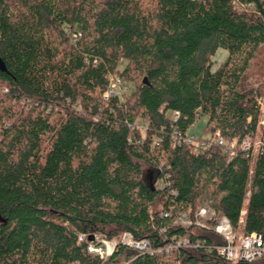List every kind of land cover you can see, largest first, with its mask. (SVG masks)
Here are the masks:
<instances>
[{
  "label": "trees",
  "instance_id": "trees-1",
  "mask_svg": "<svg viewBox=\"0 0 264 264\" xmlns=\"http://www.w3.org/2000/svg\"><path fill=\"white\" fill-rule=\"evenodd\" d=\"M263 45L264 0H0V264H232L175 220L211 205L264 235V150L241 149L264 141L262 94L241 91ZM113 78L133 92L105 100ZM127 232L163 251L88 252Z\"/></svg>",
  "mask_w": 264,
  "mask_h": 264
},
{
  "label": "built area",
  "instance_id": "built-area-1",
  "mask_svg": "<svg viewBox=\"0 0 264 264\" xmlns=\"http://www.w3.org/2000/svg\"><path fill=\"white\" fill-rule=\"evenodd\" d=\"M238 10H254V6L251 4H236ZM81 33L73 34V40L77 41L81 38ZM116 95H123L122 91V81L118 78H113L111 81V85L107 93L105 94V100H109L111 97ZM260 106L262 103L258 100ZM171 119L173 121H177L180 114L179 112H173L170 114ZM264 124V121H263ZM142 130H145L144 126H140ZM159 138H154L153 147L160 143ZM185 142L188 144H194L195 135H189ZM212 142H216L217 144L224 146L226 152H231L234 150L237 142H226L220 135V132L216 133L215 138ZM205 145V144H201ZM203 147V146H201ZM251 148L254 149L252 163L256 161V156L259 151L264 150V141L259 139L253 142L251 139H245L241 143V149L244 151H249ZM167 179L162 181H158L156 184L158 187L163 188ZM250 192L248 193V197ZM244 212L242 216H244ZM243 222V217L241 219ZM175 224L183 225L186 227H190L192 224H195L197 227L207 230H213L219 236L224 239V244L218 245L215 247L217 253L226 261L232 264L238 263H255L264 260V235L260 233H252L249 235H239L237 231L232 227L229 219L226 216L218 213L214 207L211 205H203L201 206L194 219H191L187 213L180 214L176 220ZM79 242H83L87 237L80 233H76ZM93 240L88 243V252L92 255L98 256L101 260L107 261L111 256H113L118 245L126 246L130 249L137 251L140 254H149L154 255L156 253H161L163 250H155L152 248V245L147 239H136L131 233H124L120 239L108 240L102 234H93ZM182 243H187L186 240ZM181 243L176 247H180ZM175 246H167L165 248L166 251L173 249ZM74 264H80L79 262H75Z\"/></svg>",
  "mask_w": 264,
  "mask_h": 264
},
{
  "label": "rangeland",
  "instance_id": "rangeland-1",
  "mask_svg": "<svg viewBox=\"0 0 264 264\" xmlns=\"http://www.w3.org/2000/svg\"><path fill=\"white\" fill-rule=\"evenodd\" d=\"M227 57H228V52L224 49H219L217 53L215 54V56L213 57L212 70L217 71L225 63V61L227 60ZM125 65H126V62H122V64L119 67L120 70H123ZM250 89H255L262 94L261 96H259L258 100L262 103V106H260L261 112L263 115L261 124L264 125L263 124V121H264V45L260 47L256 60L246 72L245 80L242 85L241 91H246ZM133 90H134V86L132 83L122 81L123 95L129 96L133 92ZM168 117H171V115L169 114ZM204 124H205V119H201V121H199L197 125L193 128V130L191 131V134L195 135L196 137H199L201 129L204 127ZM238 234L242 235L241 232H239ZM122 236L123 235H121V237Z\"/></svg>",
  "mask_w": 264,
  "mask_h": 264
},
{
  "label": "water",
  "instance_id": "water-1",
  "mask_svg": "<svg viewBox=\"0 0 264 264\" xmlns=\"http://www.w3.org/2000/svg\"><path fill=\"white\" fill-rule=\"evenodd\" d=\"M144 84L148 85V81H147V79H144ZM89 240L92 241V240H93V236H90V237H89Z\"/></svg>",
  "mask_w": 264,
  "mask_h": 264
},
{
  "label": "crops",
  "instance_id": "crops-1",
  "mask_svg": "<svg viewBox=\"0 0 264 264\" xmlns=\"http://www.w3.org/2000/svg\"><path fill=\"white\" fill-rule=\"evenodd\" d=\"M244 213H246V212H244ZM245 215V214H244Z\"/></svg>",
  "mask_w": 264,
  "mask_h": 264
}]
</instances>
